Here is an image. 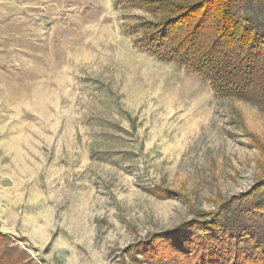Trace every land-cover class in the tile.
Returning <instances> with one entry per match:
<instances>
[{
  "label": "rangeland",
  "instance_id": "obj_1",
  "mask_svg": "<svg viewBox=\"0 0 264 264\" xmlns=\"http://www.w3.org/2000/svg\"><path fill=\"white\" fill-rule=\"evenodd\" d=\"M141 18L0 0L1 248L29 264H154L132 247L264 198V106L138 47Z\"/></svg>",
  "mask_w": 264,
  "mask_h": 264
},
{
  "label": "trees",
  "instance_id": "obj_2",
  "mask_svg": "<svg viewBox=\"0 0 264 264\" xmlns=\"http://www.w3.org/2000/svg\"><path fill=\"white\" fill-rule=\"evenodd\" d=\"M131 5L153 18L128 28L139 36L138 47L199 75L219 97L264 106V0H131ZM260 200L239 199L222 213L154 235L132 250L154 264H264ZM4 240L0 234V264L31 262L19 248H1Z\"/></svg>",
  "mask_w": 264,
  "mask_h": 264
}]
</instances>
